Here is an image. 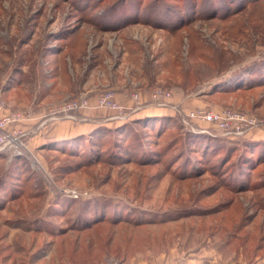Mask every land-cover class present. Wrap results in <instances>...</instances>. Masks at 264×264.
<instances>
[{"label": "rangeland", "instance_id": "obj_1", "mask_svg": "<svg viewBox=\"0 0 264 264\" xmlns=\"http://www.w3.org/2000/svg\"><path fill=\"white\" fill-rule=\"evenodd\" d=\"M205 1L0 0V102L26 121L41 113L26 128H44L47 139L61 136L66 121L110 131L95 146L89 137L96 127L83 130L73 147L45 142L31 149L25 120L19 124L27 153L0 151V264H264V153L247 161L243 147L244 139L264 141V129L236 139L187 116L230 108L264 119V104L255 96L207 101L214 84L264 57V2L262 13L259 4L246 7L263 16L229 23L199 17L213 11ZM170 15L172 24H155ZM190 35L207 54L223 55L225 64L212 69L196 58ZM152 71L157 81L146 87ZM163 71L176 73L166 79ZM184 80L195 87L184 92ZM156 89L170 93L165 107L150 101ZM107 91L124 107L121 120L108 110L79 111L72 119L49 113L73 99L93 104ZM157 113L171 116L165 131L135 122ZM124 122L127 129L114 134ZM201 135L216 137L222 152L204 154L210 145L204 140L196 148L189 137ZM137 143L143 149L138 155L118 156ZM96 221L100 228L74 245L81 233L73 230ZM98 234L109 242L115 237L111 252L119 254L90 255L84 240Z\"/></svg>", "mask_w": 264, "mask_h": 264}, {"label": "trees", "instance_id": "obj_2", "mask_svg": "<svg viewBox=\"0 0 264 264\" xmlns=\"http://www.w3.org/2000/svg\"><path fill=\"white\" fill-rule=\"evenodd\" d=\"M239 2H240V0H237V1H234V0H206L203 6L209 8V9L212 8L213 11H208V13H206V15H201L199 17L211 15V16H208L207 19L219 18L223 22H229L230 23V22L239 21V18H241L243 16L245 17V20L247 22L253 21L254 18L258 19L259 16H263L264 13L261 15L250 14V12L246 11V7L250 3L253 5L259 4L257 11L262 13V8H261L260 2H264V0H244L241 3H239ZM220 4L222 5L221 7H220ZM217 8H222L223 11L219 12V11H217ZM253 12H256V10L254 9ZM256 14H257V12H256ZM172 21H173V16L170 15L167 21H164L162 19H155V24L163 25L165 23L166 25H169V24H172ZM181 24L185 25V24H187V22L181 23ZM181 24H177L176 26H180ZM224 26L229 27V29H227V30L232 32L231 26L223 25V27ZM180 28L181 27H178V28H176V30H180ZM237 33H240V32H237ZM187 39H188V41L191 42V44H190L191 53H194L196 58L199 56V59H205L207 61V64L212 69L217 68L221 64H225L226 61H225V58H223L224 57L223 55H217L216 53H214L212 55L207 54L205 52L206 50H204L203 45L201 43H197V41H196L197 38L194 37V35H190L189 37H187ZM223 72H225V71L224 70L221 71V74ZM163 73H164V77L166 79H168V78H172V76L175 75L176 71H171V72L163 71ZM152 74L153 75L151 76V83L146 84L145 85L146 87L154 86L155 82L157 81L156 80L157 73H155V71H152ZM188 75H189V73L185 72V76H188ZM198 76H199V74H198ZM191 77L197 79L196 73H192ZM226 77H227L226 79H224V80L220 81L219 83H216L212 86L213 91L211 94L208 95V99H207L208 102H213V101H211V98H213L215 96H218L219 101H221V99H223L224 102H227V100L230 98V96H232V97H235V96H246V97L255 96V98H256L255 103L258 104V102L259 103L262 102L261 106H263V104H264V57H262L261 59H258L256 61H253L252 63L244 65L243 67H239L238 69L234 70L233 72H231V74H229ZM61 82H64L66 84L69 81H65V79H64V81H61ZM59 85L57 87L62 89L63 88L62 85L60 83H59ZM179 85L184 92L195 87L194 85H190L188 83H185V80L183 81V84H179ZM70 88L73 89V86ZM135 122L142 127L149 128L153 132L160 133V132L168 129V127L170 126L171 116L152 115V116L141 117L139 120H135ZM126 126H127L126 122H124L119 127L115 128L113 133L114 134H116V133L121 134V132L123 130L127 129ZM93 132H92L93 134L89 137V139L94 140V142H92L94 146L99 145V140L102 139L104 134L110 133V131H108L107 128H103V127L96 128ZM81 136L82 135H79V136H76L72 139H65V140L59 141V142H52V144L55 143L56 145L59 144V146L62 145V146H66V147H69V146L73 147V145H75V144L78 145L80 143L79 140L82 139ZM199 139H200V141H199ZM215 139H216V137H211L210 135H206V136L201 135L200 137L199 136L198 137H196V136L195 137L194 136L189 137V140L194 143V146L196 148L200 147L202 145L203 140L206 143L207 142L210 143V145H208L206 147L207 149L205 148L206 150L204 151V154H206V153L212 154L213 152H220V153L222 152L221 151L222 147L219 145L220 143L217 144L218 142H216ZM236 139H238V138H236ZM136 140H138V139H136ZM54 145H50V147H52ZM140 146H141L140 143L132 145V147H135L134 149L132 147H130L128 150V153L123 152V153H121V155L119 153L118 156H121L122 160H125V159L130 160L131 158H133V156H136L140 152H142L143 149ZM243 147L245 149H247V150H245L247 161L251 160V158H254V156H256L258 154L264 153V141H262V142H259V141L251 142V141H247L244 139ZM236 148L237 147H233V151L237 150ZM67 149H69V148H67ZM65 152H68V151H65ZM197 152L199 153L200 156L203 155L202 151L198 150ZM247 152H249V153H247ZM68 153L71 154V151H69ZM128 155H130V156L132 155L131 158L126 157ZM105 220L106 219H104L103 221H105ZM100 222H102V221H96L95 223L91 224L88 227L87 226L80 227V228H82V230L81 229L80 230H73L74 232H77L79 234L81 233L80 235H78V237H76L77 242H75L74 245L77 243L78 244L81 243V240H82L84 235H86V234L88 235L89 233H92L93 231L99 229L100 228ZM136 227L140 228L142 226H136ZM141 231H134V233L138 235L139 239L147 240L148 237L144 236ZM99 236L100 237L95 235L94 237L92 236V238H89V239L86 238L84 240L87 242L86 243L87 249H88L90 255H92L94 253L95 257H100V258L103 257L104 258L105 256L109 257L110 254H114V256L119 254V253L111 252L112 248L116 245L117 239L115 237L112 238L113 239L112 242H109V240L107 238H104L107 236V234H101ZM154 237H155L154 234L150 235V237H149L150 242L155 241L156 238H154ZM126 240H128V238L123 237V241L126 242ZM82 243H83V241H82ZM74 245H71V248H74ZM99 245H103L101 247V249L99 248ZM134 245H136V244H134ZM66 246H67V243L65 244V249L67 248ZM245 247H247V246H245ZM254 249H256V248H254ZM254 251H257V249ZM78 253H79V248L76 250V254H78ZM79 260H80V258L77 260V263H79ZM248 263L250 264L251 260H249Z\"/></svg>", "mask_w": 264, "mask_h": 264}, {"label": "built area", "instance_id": "obj_3", "mask_svg": "<svg viewBox=\"0 0 264 264\" xmlns=\"http://www.w3.org/2000/svg\"><path fill=\"white\" fill-rule=\"evenodd\" d=\"M170 99L171 95L166 90L156 89L150 94V101L158 107H165ZM132 100L139 101V96L137 94L132 95ZM138 101L135 103H138ZM91 109L117 113L113 118L121 120L124 107L118 105L113 93L107 91L96 96L93 104L88 98L73 99L54 106L49 113L52 116L59 115L63 118L72 119L75 113ZM187 116L192 121L207 124L209 129H213L221 136L240 138L253 129H264V119H258L230 108L220 110L200 109L190 112ZM24 120L22 113L8 110L4 103L0 102V151L10 150L14 155L27 153V149L22 142L25 133L19 130V124Z\"/></svg>", "mask_w": 264, "mask_h": 264}, {"label": "crops", "instance_id": "obj_4", "mask_svg": "<svg viewBox=\"0 0 264 264\" xmlns=\"http://www.w3.org/2000/svg\"><path fill=\"white\" fill-rule=\"evenodd\" d=\"M43 98L44 97H41L40 99L42 100ZM143 100H144V98L141 97V101H143ZM193 101L197 102L196 100H193ZM194 104H196V103H194ZM38 105H39V103H38ZM197 106L200 107V105H197ZM41 115H42L41 113H37L36 114V112L34 114L30 115L31 116V117H29L30 120H27V121L25 120L24 127L26 128L29 125H31L32 122L38 120V118L41 117ZM158 115H160V114H158ZM66 122H64L65 124H62V128L63 129L66 128V130H60L58 132V133H61L62 135L61 136H57V137L55 136V137L50 138V139H47V138L44 137V128H39L37 130H36V128L34 130L26 128V130H28V132H29L28 138H26V139H28V144H29L30 148L31 149L32 148L33 149L40 148L42 144H45V142L46 143H48V142L49 143H51V142H59V141H63L65 139H68V137H69V139L73 138V137L79 136V134L83 133V130H88L90 128V126L87 127L88 124H86V123L84 125H86L87 128L84 127V126L73 128V127L69 126L70 125L69 123H66ZM112 122H115V121H112ZM115 123H117V122H115ZM26 124L28 126H26ZM117 124H119V123H117ZM76 125H78V124H76ZM95 127L99 128V127H97V125ZM95 127H92V129H94ZM92 129H89V130H92ZM72 130H75V131L71 132ZM50 134H52V133H50Z\"/></svg>", "mask_w": 264, "mask_h": 264}]
</instances>
